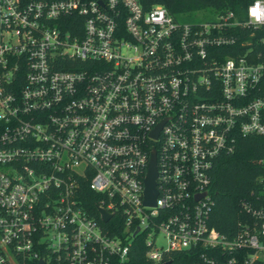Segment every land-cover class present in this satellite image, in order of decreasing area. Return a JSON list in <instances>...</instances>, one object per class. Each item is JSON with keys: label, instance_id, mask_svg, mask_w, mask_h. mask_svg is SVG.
Returning <instances> with one entry per match:
<instances>
[{"label": "built area", "instance_id": "built-area-1", "mask_svg": "<svg viewBox=\"0 0 264 264\" xmlns=\"http://www.w3.org/2000/svg\"><path fill=\"white\" fill-rule=\"evenodd\" d=\"M0 124V264H125L135 235L153 264H264L256 197L230 234L207 222L214 161L264 136V0L191 22L138 0H0Z\"/></svg>", "mask_w": 264, "mask_h": 264}, {"label": "trees", "instance_id": "trees-1", "mask_svg": "<svg viewBox=\"0 0 264 264\" xmlns=\"http://www.w3.org/2000/svg\"><path fill=\"white\" fill-rule=\"evenodd\" d=\"M252 0H138L144 9L161 4L168 13L178 20L188 22L195 13H204L206 18L231 11L235 16H243L245 8ZM2 126L0 124V130ZM264 156V136L240 138L230 154L220 155L211 168L209 195L213 207L207 219L208 226L223 235L230 234L237 220L246 218L240 210V202L251 204L256 197L257 203L264 205V175L261 160ZM83 206L97 217L94 207L96 195L85 188L82 190ZM254 202V204L257 205ZM253 204V203H252ZM108 234L121 237L122 224L117 213L103 225ZM145 246L142 238L135 235L131 239L125 264H153L144 257ZM167 264H197L199 257L191 251L170 253L166 256Z\"/></svg>", "mask_w": 264, "mask_h": 264}, {"label": "water", "instance_id": "water-1", "mask_svg": "<svg viewBox=\"0 0 264 264\" xmlns=\"http://www.w3.org/2000/svg\"><path fill=\"white\" fill-rule=\"evenodd\" d=\"M151 159L149 162V166L147 169V174L144 179V200L143 204L153 205L154 204V198L156 196V190L154 189V178L156 176V171L154 167V154L151 153ZM98 212L100 214V219L102 222H106L110 215L102 208H98ZM163 264H167V262H164Z\"/></svg>", "mask_w": 264, "mask_h": 264}, {"label": "rangeland", "instance_id": "rangeland-1", "mask_svg": "<svg viewBox=\"0 0 264 264\" xmlns=\"http://www.w3.org/2000/svg\"><path fill=\"white\" fill-rule=\"evenodd\" d=\"M206 19V15L202 12V13H195L194 16H192L191 20H189L190 22L192 20H203ZM163 244V241L158 239L157 241V246Z\"/></svg>", "mask_w": 264, "mask_h": 264}, {"label": "clouds", "instance_id": "clouds-1", "mask_svg": "<svg viewBox=\"0 0 264 264\" xmlns=\"http://www.w3.org/2000/svg\"><path fill=\"white\" fill-rule=\"evenodd\" d=\"M251 14L254 15V16H256L257 19L260 18V13H259L258 6H257V8H254V9L251 10Z\"/></svg>", "mask_w": 264, "mask_h": 264}]
</instances>
